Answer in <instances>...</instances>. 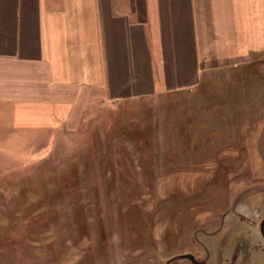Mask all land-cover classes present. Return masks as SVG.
Returning <instances> with one entry per match:
<instances>
[{"label":"rangeland","instance_id":"obj_1","mask_svg":"<svg viewBox=\"0 0 264 264\" xmlns=\"http://www.w3.org/2000/svg\"><path fill=\"white\" fill-rule=\"evenodd\" d=\"M97 111L0 146V264H264V58Z\"/></svg>","mask_w":264,"mask_h":264},{"label":"crops","instance_id":"obj_2","mask_svg":"<svg viewBox=\"0 0 264 264\" xmlns=\"http://www.w3.org/2000/svg\"><path fill=\"white\" fill-rule=\"evenodd\" d=\"M263 58L264 0H0V146Z\"/></svg>","mask_w":264,"mask_h":264},{"label":"water","instance_id":"obj_3","mask_svg":"<svg viewBox=\"0 0 264 264\" xmlns=\"http://www.w3.org/2000/svg\"><path fill=\"white\" fill-rule=\"evenodd\" d=\"M263 226H264V220H263Z\"/></svg>","mask_w":264,"mask_h":264},{"label":"trees","instance_id":"obj_4","mask_svg":"<svg viewBox=\"0 0 264 264\" xmlns=\"http://www.w3.org/2000/svg\"><path fill=\"white\" fill-rule=\"evenodd\" d=\"M264 234V233H263Z\"/></svg>","mask_w":264,"mask_h":264}]
</instances>
